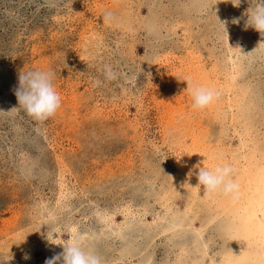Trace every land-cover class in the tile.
Instances as JSON below:
<instances>
[{"label":"rangeland","instance_id":"rangeland-1","mask_svg":"<svg viewBox=\"0 0 264 264\" xmlns=\"http://www.w3.org/2000/svg\"><path fill=\"white\" fill-rule=\"evenodd\" d=\"M249 6L0 0V264H44L47 247L59 249L47 237L66 243L73 229L102 264L233 258L240 220L257 212L245 189L264 171V37L246 26ZM33 70L54 72L62 101L42 123L15 95ZM189 79L217 99L193 109ZM223 164L236 195L198 184L199 167ZM129 225L137 244L117 236Z\"/></svg>","mask_w":264,"mask_h":264},{"label":"clouds","instance_id":"clouds-1","mask_svg":"<svg viewBox=\"0 0 264 264\" xmlns=\"http://www.w3.org/2000/svg\"><path fill=\"white\" fill-rule=\"evenodd\" d=\"M224 2H229V0H224ZM230 2L234 7H239L241 0H230ZM247 2L250 6L246 13V26L253 28L264 37V0H247ZM220 23L226 33V22ZM232 23H239V18L233 19ZM105 75L108 79L115 78L110 68L106 70ZM53 76L54 72L51 70H33L20 74L18 77V87L15 90L18 107L22 108L32 119L41 123L55 116L61 107V97L53 84ZM186 82L193 109L207 108L219 95L210 87L193 84L191 79ZM232 174L233 168L230 164L217 165L211 169L199 167L196 173L198 184L203 185L205 191L219 192L225 196L238 191V185ZM191 175L190 172L189 176ZM47 240L53 245L62 246L63 251L46 259L44 264H102L101 257L83 243L75 229L72 231L71 239L66 243L57 242V237L54 238L53 235L51 239L47 237ZM24 258L28 259V256Z\"/></svg>","mask_w":264,"mask_h":264},{"label":"bare ground","instance_id":"bare-ground-1","mask_svg":"<svg viewBox=\"0 0 264 264\" xmlns=\"http://www.w3.org/2000/svg\"><path fill=\"white\" fill-rule=\"evenodd\" d=\"M224 83V82H223ZM212 86V85H211ZM217 86V85H216ZM220 87V86H219ZM223 88H225L224 86H222ZM234 87V86H233ZM218 88V87H217ZM221 88V87H220ZM222 89V88H221ZM228 89V88H227ZM230 89V88H229ZM219 90V89H218ZM237 98V97H236ZM215 101V100H214ZM220 101V100H219ZM246 136V135H245ZM199 140V139H198ZM197 141V140H196ZM200 142V141H199ZM204 142V141H202ZM194 144V143H193ZM195 145V144H194ZM197 146V145H196ZM241 147V146H240ZM242 149V148H241ZM195 150V149H194ZM184 151V150H183ZM235 151V150H234ZM244 151V150H243ZM246 152V151H245ZM185 155V154H184ZM198 155V153H197ZM243 155V154H242ZM199 156V155H198ZM235 156V155H234ZM194 157V156H193ZM264 157V156H263ZM192 158V157H191ZM198 158V157H197ZM201 158V157H199ZM221 161V160H220ZM185 162V161H184ZM223 162V161H222ZM249 162V161H248ZM220 163V162H219ZM224 163V162H223ZM206 166V165H205ZM244 169V168H243ZM260 174V173H259ZM260 180L256 183L254 182L252 187H247L245 190L248 191V193L250 194V198L248 200V207L250 209H255V211L257 212H253L254 215H252L253 217H249L247 216V219L242 221L240 220V225L239 228H237L236 231V237L237 239H239L240 246L238 248V250L236 251L235 255L233 256V258L231 259V257L229 258V256L225 257L224 259L221 260V264H264V171L261 175V177L259 178ZM248 182V181H247ZM252 184V182L250 183ZM249 184V185H250ZM203 186V185H202ZM205 193V191H204ZM207 194V193H205ZM204 194V195H205ZM247 194V193H246ZM236 195V194H235ZM240 195V194H239ZM248 195V194H247ZM216 196V195H215ZM205 197V196H204ZM208 197V196H207ZM211 197V196H210ZM213 197V194H212ZM229 198V197H227ZM237 198V197H236ZM240 198V197H238ZM243 198V196H242ZM217 199V198H216ZM215 199V200H216ZM235 199V197H234ZM245 199V198H244ZM212 200V199H211ZM239 200V199H238ZM242 200V199H241ZM223 201V199H220V202ZM234 201V200H233ZM240 201V200H239ZM208 202V201H207ZM191 203V202H190ZM228 203V202H227ZM231 203V202H230ZM229 204V203H228ZM227 204V205H228ZM223 205V204H222ZM193 206V205H191ZM218 207V205H217ZM236 207V206H235ZM241 208V207H240ZM231 209V208H230ZM234 209V207H233ZM221 210V209H220ZM219 210V211H220ZM227 210V209H226ZM240 210V209H239ZM125 211V210H124ZM167 211V210H166ZM228 211V210H227ZM176 212V211H175ZM240 212V211H239ZM246 212V210H245ZM178 213V212H177ZM126 214V213H125ZM166 214V213H165ZM179 214V213H178ZM225 214V213H224ZM164 215V213H163ZM210 215V214H209ZM245 216V215H244ZM169 217V216H168ZM179 217V216H178ZM240 216L238 215L237 218H239ZM128 218V216H127ZM165 218V217H164ZM175 218V217H174ZM181 218V217H180ZM242 218V217H241ZM169 219V218H168ZM179 219V218H178ZM180 220V219H179ZM239 220V219H238ZM167 221V220H166ZM170 221V220H169ZM181 221V220H180ZM224 221V220H223ZM179 222V221H178ZM157 223V222H156ZM167 223V222H166ZM237 223V222H236ZM119 224V223H118ZM123 224V223H122ZM131 224V223H130ZM142 224V223H141ZM161 224V223H160ZM171 224L172 221H171ZM170 224V226H171ZM178 224V223H177ZM140 225V224H139ZM156 225V224H155ZM163 225V224H162ZM175 225V224H174ZM179 225V224H178ZM223 225V224H222ZM132 226V225H129ZM138 226V225H137ZM167 226V224H166ZM176 226V225H175ZM180 226V225H179ZM121 227V226H120ZM141 227V226H140ZM161 227V226H160ZM225 227V226H224ZM104 228V227H103ZM113 229V227H111ZM128 228V227H127ZM144 228V227H143ZM158 228V227H156ZM166 228V227H164ZM168 228V226H167ZM166 230H169L167 229ZM173 228V227H171ZM118 229V228H117ZM129 230V231H128ZM149 230V229H148ZM154 230V229H153ZM174 230V229H173ZM133 231V233H132ZM145 231V229H144ZM159 231V230H158ZM175 231V230H174ZM192 231V230H191ZM203 231V230H202ZM140 232V231H139ZM90 233V232H89ZM160 233V232H159ZM176 233V232H175ZM150 234V233H149ZM233 234V233H232ZM108 231H101L98 235L99 238H101L102 240H106L108 239ZM176 235V234H175ZM174 235V236H175ZM179 235V234H178ZM95 236V235H94ZM117 236L119 237V239H123V241H128V243L130 242L131 239H133V241H135L137 244L141 239H140V235L137 232V228L132 226L129 229H120L117 232ZM167 236V235H166ZM189 236V235H188ZM205 236V235H204ZM82 238V241L85 245L90 243V240L87 236H80ZM97 237V238H98ZM151 237V236H150ZM155 237V236H154ZM177 237V236H176ZM181 238V237H180ZM184 238V237H182ZM189 238V237H188ZM206 238V237H205ZM179 239V238H178ZM185 239V238H184ZM190 239V238H189ZM139 240V241H138ZM193 240V239H192ZM146 241V240H145ZM167 241V240H166ZM170 241V239H169ZM168 241V243H169ZM183 242V241H182ZM194 242V241H193ZM235 242V241H234ZM171 243V242H170ZM174 243V242H173ZM191 243V242H190ZM189 243V244H190ZM91 244V243H90ZM148 244V243H147ZM145 244V245H147ZM177 244V243H176ZM181 244V243H180ZM193 244V243H192ZM253 244V245H252ZM94 245V244H93ZM126 245V244H125ZM132 245V244H131ZM168 245V244H167ZM171 245V244H170ZM173 245V244H172ZM171 245V247H172ZM91 246V245H90ZM95 246V245H94ZM140 246V245H139ZM126 247V246H125ZM149 247V246H148ZM176 247V246H175ZM137 248V247H136ZM147 248V247H145ZM144 248V249H145ZM52 248V246H48L46 249V258L49 259L52 256L60 253L63 251L62 246H59V249L54 252ZM130 249V248H129ZM188 249V248H187ZM186 249V250H187ZM194 249V248H193ZM247 249V250H246ZM126 250V249H125ZM122 250L121 252L125 251ZM141 252L142 248L138 247V249H133L132 251L134 252ZM150 250V249H149ZM178 251V250H177ZM188 251V250H187ZM143 252V251H142ZM183 252V251H182ZM200 252V251H199ZM126 253V252H125ZM149 253V252H148ZM197 253V252H195ZM194 253V254H195ZM188 254V253H187ZM200 254V253H199ZM189 255V254H188ZM203 255V254H202ZM205 255V254H204ZM194 256V255H193ZM127 257V256H126ZM187 257V255H186ZM190 257V256H189ZM196 257V256H194ZM201 257V256H200ZM140 258V257H139ZM191 258V257H190ZM189 258V259H190ZM198 258V257H197ZM146 259V258H145ZM175 259V258H174ZM188 259V257H187ZM220 259V258H219ZM192 260V259H191ZM196 259H194L195 261ZM199 260V259H198ZM178 261V260H177ZM183 261V260H182ZM197 261V260H196ZM145 262V261H144ZM170 262V261H169ZM44 263V262H43ZM171 263V262H170ZM200 263V261H199ZM197 263V264H199ZM38 264V263H37ZM145 264V263H144ZM188 264V263H186Z\"/></svg>","mask_w":264,"mask_h":264}]
</instances>
